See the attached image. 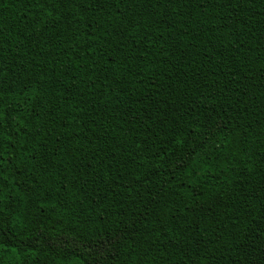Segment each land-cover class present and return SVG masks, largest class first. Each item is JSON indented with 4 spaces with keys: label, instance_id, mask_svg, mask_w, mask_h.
<instances>
[{
    "label": "trees",
    "instance_id": "obj_1",
    "mask_svg": "<svg viewBox=\"0 0 264 264\" xmlns=\"http://www.w3.org/2000/svg\"><path fill=\"white\" fill-rule=\"evenodd\" d=\"M0 264H264V0H0Z\"/></svg>",
    "mask_w": 264,
    "mask_h": 264
}]
</instances>
